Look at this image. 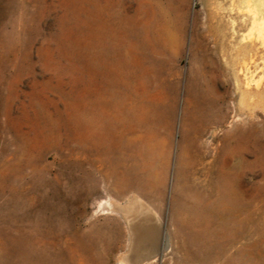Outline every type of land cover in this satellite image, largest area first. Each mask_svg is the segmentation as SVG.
Returning <instances> with one entry per match:
<instances>
[{"label":"rangeland","instance_id":"rangeland-1","mask_svg":"<svg viewBox=\"0 0 264 264\" xmlns=\"http://www.w3.org/2000/svg\"><path fill=\"white\" fill-rule=\"evenodd\" d=\"M158 1L184 16L185 47L166 57V68L179 69L177 96L172 109L162 102L165 108L138 130L137 135L155 137L144 143L152 151L115 154L105 161V155H95L89 133L96 72L109 68L124 81L130 78L122 88L126 94L111 92L125 136L141 124L136 82L141 30L135 23L143 13L142 0H99L98 5L96 0H0V264H122L126 254L135 263L139 259L130 252L132 234L121 211L133 198L157 215L166 235L163 242L159 236V256L153 262L142 256L137 264H186L194 243L186 216L173 214L179 204L173 194L186 193L199 151L194 138L202 131L196 116L183 108L191 50L213 53L214 59L203 63L211 67L208 77L221 83L215 98L227 96L233 109L210 134L235 141L243 158L239 262L264 264V39L253 50L242 47L250 23L236 13H245V3ZM262 4L257 0L251 9ZM196 18L197 37L192 32ZM191 38L199 42L197 49L189 47ZM253 54L254 66L243 69V55ZM249 88L261 94L245 96ZM157 94L149 100L159 107ZM201 141L209 142V136ZM219 143L216 139L213 147ZM173 234L181 252L172 257Z\"/></svg>","mask_w":264,"mask_h":264},{"label":"bare ground","instance_id":"bare-ground-1","mask_svg":"<svg viewBox=\"0 0 264 264\" xmlns=\"http://www.w3.org/2000/svg\"><path fill=\"white\" fill-rule=\"evenodd\" d=\"M255 1L257 0H231L232 6L235 7L240 3L246 4L245 13L236 14L244 16L245 21L250 23L248 29V24H246L247 31L244 32L242 38V47H248L249 50L254 49L256 41L264 39V5L253 10L251 8ZM96 3L98 5L99 0H96ZM149 7L153 12L152 19L149 16ZM141 8L143 9L142 16L139 22L135 23L141 30L138 42L139 75L136 80L141 90L138 106L141 111L139 113L141 124L127 131L132 134L131 138H127V132L126 137L120 134L123 115L119 112L120 106L111 101L112 91L116 94H126L122 88L128 87L130 78L124 81L118 75L119 72H113L109 68L104 73L97 68L96 72V93L89 133L92 135L95 155H105V161H109L115 154H146L152 151L153 148L144 143L155 137L152 133L137 135L138 130H143L144 126H148L151 121L149 117L157 116L159 108L172 109L177 96L179 69L175 65L166 68L169 66L166 57L168 58L169 54L171 56V53L179 55L185 47L184 16H175L173 9H166L158 0H142ZM169 15L172 17L169 18ZM198 29L196 18L192 30L196 37ZM198 45L197 40L192 42V38L190 39V48L195 46L197 49ZM214 57L211 52L197 51L194 54L192 50L189 51L188 75L185 78L183 91V108L187 114L196 116L202 126V131L194 138L199 141V151L196 153L195 164L189 168L186 193L173 194L174 200L179 203L173 214L180 212L186 216L194 243L186 264H240V251L235 245L238 243L239 178L243 158L238 154L235 141H230L225 135L219 139L210 134L214 127L223 125L233 110L227 105V96L215 98V88H220L221 83L217 79L212 81L208 77L211 67L203 63L205 59H214ZM193 59H196V64L192 63ZM111 61L108 57L106 64ZM254 61V54L249 59L243 55L241 67L248 70L254 66ZM134 85L135 82L134 84L132 82L131 86ZM155 90H158L159 107L149 100L152 97L151 93ZM244 94L248 96L261 93L257 89L249 88L245 89ZM162 102L167 105H161ZM235 113H237L236 110ZM237 124L241 125L240 122ZM81 127L82 121L80 130ZM112 130H116L119 134L111 135ZM206 135L209 136V142H202L201 139ZM216 139L220 143L213 147ZM135 142L137 144L133 145ZM161 149L165 152L167 150L166 147ZM181 150L184 151V147ZM208 157L212 160L204 163ZM121 211L132 234L130 252L135 254L139 260L132 263L129 255L126 254L120 257V262L122 264L141 263L142 256L147 261L153 262L159 256L160 219L138 198H133ZM179 248L178 238L173 234L172 257L180 254Z\"/></svg>","mask_w":264,"mask_h":264},{"label":"water","instance_id":"water-1","mask_svg":"<svg viewBox=\"0 0 264 264\" xmlns=\"http://www.w3.org/2000/svg\"><path fill=\"white\" fill-rule=\"evenodd\" d=\"M160 236H161L162 242H163L164 238H166V235L164 233V228L163 227H161V229H160ZM163 250H164V248H161L160 253H162Z\"/></svg>","mask_w":264,"mask_h":264}]
</instances>
